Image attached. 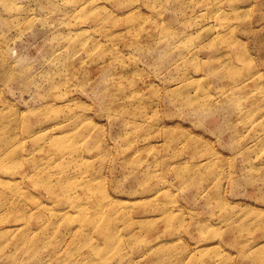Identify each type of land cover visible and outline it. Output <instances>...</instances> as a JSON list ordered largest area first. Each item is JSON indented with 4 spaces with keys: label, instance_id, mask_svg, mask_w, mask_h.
Instances as JSON below:
<instances>
[{
    "label": "rangeland",
    "instance_id": "obj_1",
    "mask_svg": "<svg viewBox=\"0 0 264 264\" xmlns=\"http://www.w3.org/2000/svg\"><path fill=\"white\" fill-rule=\"evenodd\" d=\"M0 264H264V0H0Z\"/></svg>",
    "mask_w": 264,
    "mask_h": 264
}]
</instances>
